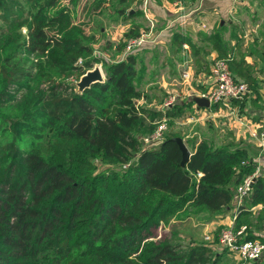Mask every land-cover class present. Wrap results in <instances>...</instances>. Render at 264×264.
<instances>
[{
	"label": "trees",
	"instance_id": "1",
	"mask_svg": "<svg viewBox=\"0 0 264 264\" xmlns=\"http://www.w3.org/2000/svg\"><path fill=\"white\" fill-rule=\"evenodd\" d=\"M112 1L84 0L83 9L89 14ZM116 1L126 2L117 10L132 21L124 55L106 63L104 80L78 91L65 79L77 80L91 68L95 37L70 5L0 0V264H221L223 255L234 252L217 248V234L212 242L184 245L176 232L157 238L151 231L183 213L231 208L237 184L258 163L244 148L201 139L182 165L172 139L177 133L166 129L159 144L141 146L140 136L156 127L154 120L194 102L177 98L150 110L134 101L136 51L145 42L129 51L125 43L142 32L133 18L141 10L131 12V0ZM205 39L247 81L249 92L253 65L230 54L219 30ZM173 41L187 43L194 53L201 48L179 32ZM23 51L39 59L27 65ZM98 163L105 167L97 170ZM262 167L237 207L234 227L245 223V238L264 241ZM260 256L250 264H261Z\"/></svg>",
	"mask_w": 264,
	"mask_h": 264
},
{
	"label": "crops",
	"instance_id": "2",
	"mask_svg": "<svg viewBox=\"0 0 264 264\" xmlns=\"http://www.w3.org/2000/svg\"><path fill=\"white\" fill-rule=\"evenodd\" d=\"M137 1V8L141 10L137 20L141 23L140 31H148L150 34L139 52L143 55L155 53L157 58L160 57V65H167L158 72L163 76L158 87L163 88L166 80L171 85L173 79L170 75L174 73L172 76L178 77L186 88H190L191 99L193 95H200L201 91L206 90L213 81L210 64L218 54L210 46L205 36L216 29L225 34L227 28H232L230 31L237 33L238 27L244 26L243 29H245L246 23L250 24L249 45H247V41L240 42L237 54L232 56H243L247 62L253 65L251 72L255 77L256 86H252L242 99L232 100L230 107L223 104H219L216 109H212L210 106L198 107L194 101L191 107L195 112L202 108H209L210 112L208 113L213 118L212 126L217 125L218 121L219 124L225 125L224 128L230 132L229 136L226 134L222 136L221 133L217 134L218 129L214 126L215 129H211V134L206 130L199 133L200 137L197 138L195 144L204 139L213 146L226 144L232 147H241L257 160L259 166L264 167V154H258L253 150L251 133L248 135L254 126L258 125L260 129H264V56L258 51L264 44V0H148L147 6H143L141 0ZM130 7L131 12L134 11V8ZM128 19L131 20V17ZM129 20L125 23L127 27L131 25ZM174 32L191 38L196 45L201 46L199 51L194 53L187 43L176 44L173 41ZM246 46H249L248 52H244ZM167 87L173 89L171 86ZM221 115L222 117H220ZM194 119V114L188 116V120ZM195 124L194 121L191 123L192 126ZM237 207L235 203L234 206L227 207L222 213L212 214L209 221L223 223L225 226H234V220L238 213ZM260 207L261 204L255 205L254 213H258ZM254 232H258V230L254 229Z\"/></svg>",
	"mask_w": 264,
	"mask_h": 264
},
{
	"label": "rangeland",
	"instance_id": "3",
	"mask_svg": "<svg viewBox=\"0 0 264 264\" xmlns=\"http://www.w3.org/2000/svg\"><path fill=\"white\" fill-rule=\"evenodd\" d=\"M61 3L70 5L72 13H74V15L76 14L77 20L80 22V24H82L87 34L95 37L94 41L91 44L93 47V52L90 55V58H92L93 61L91 68L99 66L104 79L106 76V63L118 60L124 55V33L127 29V25H125V23L129 19L127 20L128 17H124L125 15H121V12L118 11L117 8L122 6L125 7L126 2L118 3L116 0H113L109 7H104L99 11H93L89 14H85V11L83 9L84 0H78L77 2L76 0H61ZM137 5V0H131L130 6H132V8H137ZM134 20H138V17L136 18L135 16ZM130 21L131 20H129V22ZM249 26L250 24L246 23L245 29H243L244 26L242 28L238 27L237 33H232L230 31L232 30V28H227V32L225 34L222 33L223 39L226 40L227 46L230 49V54H237V48L240 47V44L242 42L245 43L247 41V45H249V36L251 34V32H249ZM261 48L262 49L258 50L259 54H262L264 56V44L261 46ZM248 51L249 46H246L244 52ZM136 54L139 56L136 63L138 73L137 78H135L134 81L138 91V94L134 96V101L136 103L143 106H148L147 108H150V110H157L161 105L165 106L164 99L171 91L179 93L177 102L186 103L187 100H190L188 99L191 96L190 88H186L182 80H180L178 77L176 78L172 76L174 75V73H171L172 75H170V77L173 79L171 80V85H169L168 80H166L163 88L158 87V84H160V80L163 77L161 74H158V72H160L164 67L167 66L166 64H164L163 66L160 65V57L157 58L155 56V53H151L150 55L149 53H147L146 55H143L139 52V50L136 51ZM22 57L27 65H31L39 59V55L36 52L30 53L28 51H23ZM65 80L75 84L76 88L78 89L76 82L79 80V78L76 80V76L72 75ZM167 86H171L173 87V89ZM208 110L209 108H202L200 111L198 110V112H195L193 110V107L186 104L184 105V109L182 110V112H180L179 114L173 117H168L164 114L163 117L162 115L159 116V118L154 120L152 123L157 124L159 120L165 118L167 123L165 134L167 131H175L177 135L183 138L189 150H192L193 143H195L197 141V138L200 137L199 133L204 130L208 131L209 134H211V129H215V127H217V134L221 133L222 136L224 134H226L227 136L230 135L229 130L225 129V125L223 126L222 123L219 124V122L217 121V125H214L215 127L212 126L213 118L212 116H210V113H208L210 112ZM191 114L195 115V119L192 121L188 120V116ZM220 117H222V115ZM193 121L196 122L194 126L197 125V127L191 125ZM253 129L257 130L258 132L262 130L258 125L254 126ZM251 131L248 132V135L251 133ZM250 137L252 138L251 140H253V150L258 154H264V146L261 144L260 139L253 135L251 136V134ZM157 144H159V142L148 144L141 143V146L153 147ZM104 167V165L98 163L97 170ZM117 168L120 169L119 167ZM222 212L223 211H221V213ZM211 218L212 214L208 211L198 214L183 213L180 217L174 218L173 223L168 225L160 224L157 228L152 227L151 231L157 238L163 235L170 236L171 234H173V232H176V234L181 237L180 240L184 245L196 244L201 242L209 243L213 241L214 237H216L215 234L218 235L219 240L221 229L223 227H226L223 223H215V221L210 222L209 220ZM257 220V213H255L252 221L253 223H255L257 222ZM261 220L260 233L264 234V217H262ZM219 226H221V228L217 229ZM251 226L254 225L252 224ZM206 234H209V238L205 237ZM216 245L217 248H221L220 244L217 243ZM260 258L261 264H264V253L260 256ZM220 262L221 264H250L252 260L244 261L239 258L234 252L228 251V253L221 257Z\"/></svg>",
	"mask_w": 264,
	"mask_h": 264
},
{
	"label": "built area",
	"instance_id": "4",
	"mask_svg": "<svg viewBox=\"0 0 264 264\" xmlns=\"http://www.w3.org/2000/svg\"><path fill=\"white\" fill-rule=\"evenodd\" d=\"M143 6H147L148 0H141ZM149 32L142 31L137 36H131L126 39L125 50H133L135 47L143 44L148 40ZM210 73L212 82L206 90L201 91L200 95L209 99L210 103L220 102L221 104L230 107L231 101L234 99H242L249 90L246 80L234 75L228 65V59L225 57L216 56L210 64ZM179 96L178 92H169L164 99V105L172 104ZM166 119L163 118L157 122L156 127L150 132L141 136V142L144 144L157 143L163 140V133L166 129ZM251 134L260 139L264 146V129L258 132L252 129ZM259 164L255 171L247 174L236 186V204L242 202L243 197L251 190L253 178L259 170ZM197 175H201L198 171ZM247 225L240 224L237 227L226 226L221 229L219 242L221 247H227L234 251L239 258L244 261L258 258L264 252V241L259 237L245 238ZM209 238V234H206Z\"/></svg>",
	"mask_w": 264,
	"mask_h": 264
},
{
	"label": "water",
	"instance_id": "5",
	"mask_svg": "<svg viewBox=\"0 0 264 264\" xmlns=\"http://www.w3.org/2000/svg\"><path fill=\"white\" fill-rule=\"evenodd\" d=\"M102 80L104 79L101 69L99 68V66H95L91 69H88L85 73L80 76L79 80L76 82L78 87L77 90L82 91L85 87H89L93 82ZM192 100L198 107H208L211 104L207 97L201 95H193ZM172 139L177 142L179 148L181 149V164L184 165L189 155L191 154V151L189 150L188 146L186 145L181 136L175 135L172 137Z\"/></svg>",
	"mask_w": 264,
	"mask_h": 264
}]
</instances>
